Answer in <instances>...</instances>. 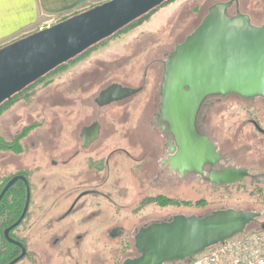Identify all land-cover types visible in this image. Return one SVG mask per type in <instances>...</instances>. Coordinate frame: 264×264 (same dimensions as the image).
I'll return each instance as SVG.
<instances>
[{"label": "rangeland", "instance_id": "obj_1", "mask_svg": "<svg viewBox=\"0 0 264 264\" xmlns=\"http://www.w3.org/2000/svg\"><path fill=\"white\" fill-rule=\"evenodd\" d=\"M225 1L228 0H173L139 25L45 77L34 86L36 93L29 100L13 103L0 115V144L14 143L12 148L0 149V189L17 172L32 170L27 175L30 205L39 197L41 188L60 193L105 191L109 197L106 200L102 196L106 205L104 229L123 228V239L139 219L150 222L176 212L204 215L217 208L261 212L243 233L261 226L264 181L246 179L228 186L194 179L180 181L175 172H169L157 161L146 163L140 153L155 137L154 141L158 140L157 132L150 126L160 101L162 61L199 25L211 5ZM238 6L252 25L264 26V0H238ZM229 11L234 12V5ZM110 88L131 92L99 106L97 98ZM201 116L205 130L217 140L230 162L246 165L253 173H264V136L249 123V119H255L264 127V97L211 96L202 106ZM94 121L101 126L100 138L91 147L83 148V126ZM108 127L110 134L106 133ZM118 148L124 151L116 150L110 156V151ZM87 156L102 159L103 163L89 169ZM106 160L109 170L105 169ZM147 195L183 201L188 207H176L173 202L166 207L141 205L138 218L132 208ZM99 232L100 227L93 223L88 239ZM107 239L106 255L111 264L120 243L108 235ZM132 243L130 238L129 245ZM25 263L22 260L17 264Z\"/></svg>", "mask_w": 264, "mask_h": 264}, {"label": "water", "instance_id": "obj_2", "mask_svg": "<svg viewBox=\"0 0 264 264\" xmlns=\"http://www.w3.org/2000/svg\"><path fill=\"white\" fill-rule=\"evenodd\" d=\"M165 0H106L0 47V103L10 98L58 65L111 36ZM234 3L235 15L227 10ZM160 85L161 120L166 122L177 146L172 164L176 169L199 171L203 164L218 160L215 146L196 131L195 120L203 100L211 95L236 94L243 98L264 96V26H254L239 11L238 0L211 5L183 42L177 44L163 63ZM126 88H111L106 95L118 98ZM89 135L91 142L97 138ZM245 169L212 172L209 180L228 184L241 180ZM17 181L25 187L24 208L19 218L3 231L7 241L19 224L29 202V185L22 174L12 176L0 190V200ZM261 212L216 209L202 217L174 215L139 229L135 247L141 255L125 264H166L188 260L211 246L236 235ZM264 229V224H261Z\"/></svg>", "mask_w": 264, "mask_h": 264}, {"label": "flooded vegetation", "instance_id": "obj_3", "mask_svg": "<svg viewBox=\"0 0 264 264\" xmlns=\"http://www.w3.org/2000/svg\"><path fill=\"white\" fill-rule=\"evenodd\" d=\"M232 5H234V3L231 4V6L227 10V15L229 17L235 15V6H234V12L229 11ZM166 59L162 61V66ZM162 76H163V72H162ZM110 89L106 91H102L101 96L97 98V104L99 106H102L104 103H110V101L112 100V98L106 95V93ZM227 95H236V94H226L224 96ZM211 96H221V95H211ZM211 96H208L203 100L196 116L195 127H196V131L200 135L208 138L211 141V143L215 146V151L218 153L217 161H215L214 163L203 164L199 171L193 169L192 170L176 169L173 166L172 161L176 157L177 146L173 140V136L171 132L169 131V127L167 123L161 120V115L159 113V107H160L159 104L157 111L154 112V124L150 126L154 131L157 132L158 140L154 141L156 138L155 137L154 140L149 145V147H147V149H144L142 150V152H140L142 158L148 164L157 161V163H159L160 166L167 167V170L169 172L176 173V178L180 181L187 179H194L202 183L206 181L215 186H228L232 184H240V183H244L246 179L256 180L257 182L264 181V173H259V174L253 173L251 171V168L246 165L230 162L227 155L224 154L220 149L217 140H215L214 137L212 138L211 136H209L207 130H205V125L202 123L203 117L201 116L202 106L204 105L205 101ZM103 98L105 99L104 102L102 101ZM254 98H262V97H254ZM254 98H247V99H254ZM249 123L254 128V131L256 133L264 136V127L260 125L258 120L249 119ZM97 130H98L97 138L91 142H88L85 138L88 137L90 134L95 135ZM110 132H112V130L111 128L108 127V129H106V133L110 134ZM100 133H101V126L98 124V122L94 121L87 125H84L83 132L80 135V140L82 141V147L83 148L91 147L93 143H95V141L99 140L101 135ZM116 150L124 151L123 148L112 149L110 151V156H113ZM79 152L80 151L78 149L77 153ZM85 159L87 161L88 164L87 166L89 169L93 165L98 164L99 166L100 163H103L102 159L94 160L91 156H87V158ZM105 163H106L105 169L109 170L110 167V165L108 164L109 160H106ZM232 168L245 169L247 171V174L242 176L241 180L233 181L228 184H223V183L217 184L209 180V176L212 172L221 173L226 169H232ZM161 170L162 169L159 168L158 171L159 174ZM154 172H152L153 176H155ZM150 173L151 172L147 173L148 175L146 177L147 181L150 180L149 177ZM95 176L96 175H94L93 177ZM25 177L27 178L28 181V176ZM95 178L98 179L97 177ZM91 181H89L88 184H91L90 183ZM152 181H154V178H152ZM98 184L102 185L101 182ZM38 192L39 193L37 194V196H39L38 197L39 199L37 198V200L32 205H30L29 204L30 202H28L27 209L21 221L19 222L18 225H16L9 231V236L15 241L19 242L24 248L25 251L24 255L19 261L25 260L26 262L25 264H108L106 251L109 240L107 239V235L111 240L118 241L119 239V243H120V246L116 249V255L115 257H113L114 260L111 262V264H125L131 260L138 258L141 255V253L135 247V235L137 234L140 228L152 224L154 222L169 220L174 215H186V216L196 215L198 217H202L206 215V214L202 215L198 212H193L189 214L185 212H176L175 214H172L168 217H163L161 219H157L150 222L149 221L146 222L145 219H139L140 222L138 224H135L130 230V234H128L127 237L123 239V235H124L123 228L113 227L108 231L104 229L106 222V213L104 212L105 211L104 207H106V205L102 201L103 200L102 196H104V198L107 200V198L109 197L107 192L97 189L94 190L91 189V190H76V192L74 193L71 190H65L64 192L60 193L59 190H54L50 192L49 190H45L43 188H41ZM157 197L160 199L163 196L161 195L144 196L142 200H140V202H138V204L132 208V214L136 215L137 217L140 216L141 205H143V207L152 204L158 205L160 207L171 206L170 204L172 202L170 201L164 202V204L157 203L156 200ZM49 200L50 202H48ZM29 201H30V191H29ZM24 202H25V190H24V201L21 206L19 207H17L16 205L8 206L9 210L15 209V211L18 213L15 215L16 217L13 220V222L9 223L7 227L12 223H14L19 218L24 208ZM173 203L178 204L175 205L176 207H181V208L188 207V203L183 201L175 200ZM196 204L198 205L200 204V202L197 201ZM217 209H221V208H217ZM212 211L213 210H211L210 212ZM93 223L100 227V232L92 238L89 236L88 239L87 237L88 229L91 227ZM261 224H264V222H262ZM130 238L133 241L132 245H129ZM8 243L16 247V253L13 257L15 258L21 253L22 249L20 246L16 244H13L9 241ZM18 262H16L15 264H17Z\"/></svg>", "mask_w": 264, "mask_h": 264}, {"label": "crops", "instance_id": "obj_4", "mask_svg": "<svg viewBox=\"0 0 264 264\" xmlns=\"http://www.w3.org/2000/svg\"><path fill=\"white\" fill-rule=\"evenodd\" d=\"M103 1L0 0V47Z\"/></svg>", "mask_w": 264, "mask_h": 264}, {"label": "trees", "instance_id": "obj_5", "mask_svg": "<svg viewBox=\"0 0 264 264\" xmlns=\"http://www.w3.org/2000/svg\"><path fill=\"white\" fill-rule=\"evenodd\" d=\"M172 1L173 0H165V1H163L159 6L149 10L147 13H145V14L141 15L140 17H138L137 19L131 21L130 23H128L127 25H125L124 27H122L121 29L116 31L111 36H109V37L99 41L98 43L92 45L91 47H89L86 50H84L82 53H80L77 56H75V57L71 58L70 60H68L66 63L75 61L80 56H83L84 54H87L88 52L93 50L97 45L103 44L108 39H110V38H112V37H114V36H116V35H118L120 33L127 32L129 29L139 25L141 22L146 20L152 13H154L159 7H162V6H164L167 3L172 2ZM90 7H92V6H90ZM90 7H88V8H90ZM79 12H81V11H79ZM79 12H75V13H73L71 15L63 17L60 20H58L57 22H59V21H61L63 19H66V18H68V17H70L72 15H75V14H77ZM66 63H62V64L58 65L57 67H55L54 69H52L51 71H49L48 73L43 75L42 77L38 78L37 80H35L31 84H29L28 86L23 88L22 90H20L19 92L13 94L10 98H8V99L4 100L3 102H1L0 103V115L4 111H6L13 103L18 101L19 99L29 100L30 97L33 96L36 93L37 89H35L34 86L37 85L39 82H41L48 75H50L52 73H55V72H57L59 70H62L64 68V66L66 65ZM15 139H17V137ZM13 146H14V143H12L10 145H9V143L0 144V149L12 148ZM31 171L32 170L19 171V172H17L14 175L23 174V175L27 176ZM14 175H12V176H14ZM10 178H8L6 180V182ZM24 190H25L24 184L21 181H17L6 191V193L3 195L2 199L0 200V264H7L9 261H11L13 259L14 255L16 253V247L14 245L8 243V241L5 239V237L3 235V230H4L5 227H7V225L9 223L13 222V220L16 217L15 215L18 213V212L15 211V209L9 210L8 206L9 205H16L17 207L21 206L23 201H24ZM156 200H157V203H160V204H164V202H169V201L170 202H174L175 201L173 199H168V198H163V197H161L160 199L157 197ZM261 229H262L261 226H259L257 229H254L252 231H258V230H261Z\"/></svg>", "mask_w": 264, "mask_h": 264}, {"label": "built area", "instance_id": "obj_6", "mask_svg": "<svg viewBox=\"0 0 264 264\" xmlns=\"http://www.w3.org/2000/svg\"><path fill=\"white\" fill-rule=\"evenodd\" d=\"M173 264H264V229L236 235Z\"/></svg>", "mask_w": 264, "mask_h": 264}]
</instances>
